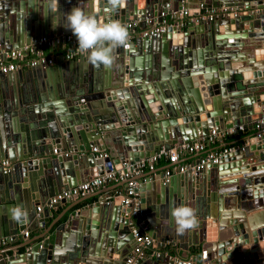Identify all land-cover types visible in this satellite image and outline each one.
<instances>
[{"label":"water","instance_id":"1","mask_svg":"<svg viewBox=\"0 0 264 264\" xmlns=\"http://www.w3.org/2000/svg\"><path fill=\"white\" fill-rule=\"evenodd\" d=\"M140 1L120 0L113 7L109 0H0V50L22 51L52 37L62 46L63 36L73 35L64 14L76 6L101 22L124 24L150 17L160 22L159 12L192 8L187 4L195 0H143L139 8ZM196 1L201 10L231 11L220 20L189 23L180 44L174 43L180 34L175 26L138 36L130 47L116 49L118 67H96L82 55L79 62L61 58L50 67L0 73V159L14 164L11 173L0 172V238L17 241L27 227H43L49 199L61 190L182 143H204L211 130L238 134V126L253 124L264 112L263 1ZM114 134L116 147L109 144ZM240 142L199 171L139 178L145 233L160 243L180 240L185 249L184 239L201 246L202 264L208 253L219 264H238L239 255L243 264H264V211L253 216L250 227L242 212H254L263 198L264 139L253 135ZM93 148L104 155L96 156ZM121 200H112L113 208L96 201L91 218L69 220L70 235L62 226L53 243H28L16 259L0 256V264H124L135 241L125 218L130 210ZM40 204L44 213L37 211ZM180 205L197 209L198 216V225L182 236L171 217ZM15 206L27 212L22 223L11 218ZM196 259L184 264H197ZM139 264L179 262L160 254Z\"/></svg>","mask_w":264,"mask_h":264},{"label":"built area","instance_id":"2","mask_svg":"<svg viewBox=\"0 0 264 264\" xmlns=\"http://www.w3.org/2000/svg\"><path fill=\"white\" fill-rule=\"evenodd\" d=\"M263 6H264V0ZM228 8L221 6L219 8H212L210 10H199L195 15H191L190 21L194 23H199L201 21L210 22L220 18L226 17L230 12ZM187 10L174 11L161 13V21H156L157 18L150 17L141 21L139 18L132 19L127 23H124L129 31V42L138 36L140 37H150L156 34L165 32L168 27L175 26L180 34L181 29L184 26L183 19L187 17ZM141 24L146 27L142 28ZM56 41L58 44V37H52L48 39L42 38L37 45L25 47L22 51L11 50L9 52L0 50V73L9 74L16 72L18 70H27L35 67H48L55 63V58L52 56L44 55V47L52 46L53 42ZM63 48H65V53L63 57L66 60H74L75 58L82 56L78 50L76 37L72 34H67L63 36L61 40ZM253 130L259 132L261 128L264 127V112L259 116V118L252 124ZM237 132L243 131L244 126H238ZM234 130H225L223 132H217L211 130L208 137L204 139V143L212 144L218 138L226 136V134H232ZM258 140L264 139L261 134L255 133ZM204 143L192 142V143H182L176 145L169 149L167 152L160 151L155 157L148 159H142L135 163L131 167H123L125 169L115 170L110 169L108 172H104L101 176L92 177L86 182L67 190H61L56 196L49 199L48 207H52L57 203L63 201H69L72 199H78L87 196L90 193L98 190L102 186L109 183H118L122 187L121 194L119 197L122 198L121 205L124 208H129V212L125 214V218L128 220V227L130 233L134 239V247L130 254L127 256L124 264H139L145 255V251L150 248L156 247V240L151 238L145 233V227L142 225V221L139 215V199L137 195L138 179L146 173L155 174L157 164L160 159L164 158L169 165V168L162 172L165 179L169 178L174 174H183L186 171H199L208 162L217 163L219 161V154L222 153H205ZM92 152L97 154V156L102 157L104 154L98 152L96 148L92 149ZM223 152H226L224 150ZM193 154H202L197 160L199 164L195 163L191 165L190 169L186 170V167L180 164V159ZM196 161V162H197ZM14 170V164L9 160L0 159V172L2 174H9ZM149 178V177H148ZM37 211H41L38 207ZM24 238L29 236V232L23 233ZM12 238H0V247L6 246L11 243Z\"/></svg>","mask_w":264,"mask_h":264},{"label":"crops","instance_id":"3","mask_svg":"<svg viewBox=\"0 0 264 264\" xmlns=\"http://www.w3.org/2000/svg\"><path fill=\"white\" fill-rule=\"evenodd\" d=\"M81 5L82 4H80V6ZM197 5H198L197 1L195 0L194 3L187 4L188 7L192 6V8H188V9L185 7L183 8V10H187L188 15H187V17H185L183 19L184 26L181 29L182 33L187 31V25L192 22V21H190L191 14L195 15V13H197L199 10H201V7L199 8L198 7L199 5L198 6ZM143 6H144V2H143V0H141L140 3H138V7L143 8ZM157 6L159 8V5H157ZM84 7H85V5H84ZM195 10H198V11H195ZM159 14H161V12H159ZM143 27L144 26H142V28ZM144 28H146V27H144ZM196 35H197L196 33H193V36L195 38H196ZM173 38H174V43H176V44H180L181 40L183 39L182 34L174 35ZM134 39H136V38H134ZM134 39L132 40V43H134ZM132 43H128L124 47L128 48V47H130V45ZM44 48H47V52H45L43 49L44 55L54 57L55 61L63 58L64 61L67 62V60L63 57V55L65 53V48L59 46V43L56 45V47H53V45H52V46H48V47H44ZM134 48L137 49L136 47H134ZM253 55H254V57H256L255 53H253ZM79 57L75 58V61L79 62ZM115 57H117V55H115ZM128 58L130 59V57H128ZM116 61L114 63V66L118 67V62H116ZM53 65H55V63ZM48 67H50V66H48ZM22 71L28 72L29 69L22 70ZM13 73H15V72H13ZM24 83L25 82L22 80L20 82V85H24ZM241 126H244V130L239 131L238 134H236L235 131H233L232 134H226V136L218 138L212 144H207L205 142L203 154L208 153V152L220 153V152H223L224 150H230L234 147H239V146H241L240 141L245 140V138H247V137H251V136L255 135V133L261 134L262 136H264V127L261 128V130L259 132H256L255 130H253L252 124H247V125L241 124ZM116 137H118V134H117V136H116V134L110 135L111 141L109 142V144H112L114 147H116L115 145L119 141V140H117ZM261 139H262V137H261ZM95 155L97 156V154H95ZM200 155H202V154L187 155V156L180 159V164L182 166L186 167V170H188V169H190L191 165L196 163V161L200 158ZM162 159H164V158H162ZM162 159H160V160H162ZM169 165L170 164L166 163L163 166H160L158 163L155 174H150L147 172L146 175L144 174L141 176V179L144 180V179H147L149 177L151 180H153L154 177H158L160 173L167 170L169 168ZM121 191H122V187L120 184L109 183V184H106L105 186H102L101 188L94 191L93 193L88 194L85 197L78 198V199H72L69 201L61 202V203H57L56 205H54L52 207L47 206L46 212L43 216L44 217V226L41 227L39 224H35V225H33V227H27L24 231L20 232L19 239L17 241L13 240L11 243L7 244L6 246L0 247V256H3L5 258V260H9L11 257L16 259V258H18V256L20 254L25 253V250H26L25 245L28 243H29V245H36L39 243H44L47 240L50 243H53L54 235L56 233H58V229L61 228L62 226H65V228H66L64 233L66 235H70L72 229L68 228V222L72 217H75L76 219H78V217H80V216H82L84 219H87L89 217L91 218V213H89L90 207L93 206V204L96 201H100L99 202L100 204L108 205L110 208L115 207L114 203H112V200L114 201L115 199H118L119 195L121 194ZM208 192L210 193L211 191L207 188L206 194H208ZM144 193L146 194V193H150V192L145 190ZM238 204L239 203L236 201L237 206H238ZM39 207L41 208V211H39V212L44 213L43 205L40 204ZM260 208H262V206ZM260 208H255V211L252 212L254 214L251 216H254L257 213L260 214V212H262ZM224 210L226 211V207L223 205L222 211H224ZM234 211L241 212L242 210H241V208L239 209L238 207H235ZM242 212H243V217L246 220H248L247 218L250 216V214H252L251 212L247 213L248 211L246 213H245V211H242ZM245 215L247 217H245ZM251 216H250V219H251ZM251 220L253 221V219H251ZM254 222H255V220H254ZM247 223H248L247 224L248 227H250V223L248 221H247ZM68 229H69V231H66ZM101 231H102V229H101ZM24 232H29V236L27 238H24V236H23ZM176 241L177 242H175L176 244L174 243L175 246L173 247V245L168 241H166L165 243H160L159 240H156V244H157L156 247L147 249L145 251V255H144L143 260L154 259V258L156 259L160 256V254H162V257L165 261L170 259V260H173L175 262H179L181 260L188 262L189 260H191V258L193 256H196V258H197L196 263L202 264L203 258L201 255V252H202L201 246H192L191 247V246H189L190 242H187L184 239L182 241H184V243H187V245H186L187 249H185L182 244H179L180 240L179 241L176 240ZM212 244H214V243H212ZM239 253L240 252H239V248H238L237 254H239ZM214 254H215V251H214ZM105 256L110 260L117 259V258H114L113 256H112V258L108 255H105ZM216 258H217L216 255H213L212 253H208V256L206 255L204 257L205 264H219V263H217ZM237 262L240 264V261H237ZM80 264H82V263H80Z\"/></svg>","mask_w":264,"mask_h":264},{"label":"clouds","instance_id":"4","mask_svg":"<svg viewBox=\"0 0 264 264\" xmlns=\"http://www.w3.org/2000/svg\"><path fill=\"white\" fill-rule=\"evenodd\" d=\"M119 2L120 0H109L113 7ZM64 20V26L76 37L79 52L86 55L93 66L112 67L116 60V49L129 42V31L119 20L101 22L78 6L65 13ZM10 215L16 222L22 223L27 219V212L21 206L12 208ZM171 217L177 235L182 236L198 225L197 209L188 205L173 207ZM179 264H184V261H179Z\"/></svg>","mask_w":264,"mask_h":264},{"label":"bare ground","instance_id":"5","mask_svg":"<svg viewBox=\"0 0 264 264\" xmlns=\"http://www.w3.org/2000/svg\"><path fill=\"white\" fill-rule=\"evenodd\" d=\"M263 196V198H262V200H258V202L259 201H261V202H259V205L256 207V208H260L261 206H262V208H260L261 209V211L263 212L264 211V194L262 195ZM250 211H252V210H250ZM253 211H255V209L253 210ZM247 212V211H246ZM245 212V213H246ZM247 213H250L249 211L247 212ZM252 213V212H251ZM254 213H252V214H250V216L251 215H253ZM257 214H259V213H257ZM250 216L247 218L248 220H246V223H247V221L249 222V223H251V219H253V222H254V220L256 221L257 219H255L253 216H252V218L250 219ZM245 217H247L246 215H245ZM248 224V223H247ZM253 225V224H252ZM212 232H213V230H210L209 231V237L210 238H212ZM228 258V257H227ZM238 261H240V264H242L243 263V261H246V259L244 260V258L240 255L239 257H238ZM238 263V262H237ZM239 264V263H238ZM253 264H256L254 261H253Z\"/></svg>","mask_w":264,"mask_h":264},{"label":"trees","instance_id":"6","mask_svg":"<svg viewBox=\"0 0 264 264\" xmlns=\"http://www.w3.org/2000/svg\"><path fill=\"white\" fill-rule=\"evenodd\" d=\"M44 51L47 52V48H44ZM240 143H241V142H240ZM158 163H159L160 166H163L164 164L167 163V161H166L165 159H162V160H159Z\"/></svg>","mask_w":264,"mask_h":264},{"label":"rangeland","instance_id":"7","mask_svg":"<svg viewBox=\"0 0 264 264\" xmlns=\"http://www.w3.org/2000/svg\"><path fill=\"white\" fill-rule=\"evenodd\" d=\"M209 242H214L212 238H210ZM172 244V243H171ZM176 244V243H175ZM175 244H172L173 247L175 246Z\"/></svg>","mask_w":264,"mask_h":264},{"label":"flooded vegetation","instance_id":"8","mask_svg":"<svg viewBox=\"0 0 264 264\" xmlns=\"http://www.w3.org/2000/svg\"><path fill=\"white\" fill-rule=\"evenodd\" d=\"M82 4V3H81ZM82 6V5H81Z\"/></svg>","mask_w":264,"mask_h":264}]
</instances>
